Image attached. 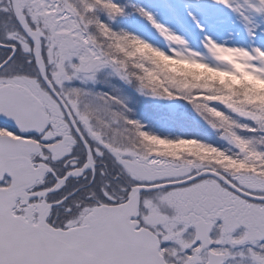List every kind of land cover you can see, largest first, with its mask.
I'll use <instances>...</instances> for the list:
<instances>
[{
	"label": "snow or ice",
	"instance_id": "snow-or-ice-1",
	"mask_svg": "<svg viewBox=\"0 0 264 264\" xmlns=\"http://www.w3.org/2000/svg\"><path fill=\"white\" fill-rule=\"evenodd\" d=\"M0 264H264V0H0Z\"/></svg>",
	"mask_w": 264,
	"mask_h": 264
}]
</instances>
